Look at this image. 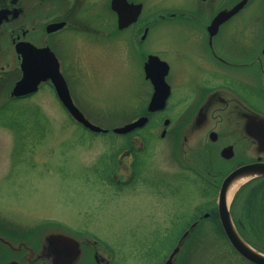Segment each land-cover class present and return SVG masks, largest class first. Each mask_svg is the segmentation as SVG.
Instances as JSON below:
<instances>
[{
	"label": "rangeland",
	"instance_id": "rangeland-1",
	"mask_svg": "<svg viewBox=\"0 0 264 264\" xmlns=\"http://www.w3.org/2000/svg\"><path fill=\"white\" fill-rule=\"evenodd\" d=\"M260 2L261 13L254 26L262 44L264 4ZM99 3L89 17L107 29L103 5ZM148 4L154 7L152 0H146ZM122 38L124 36L119 35L110 40H98L116 46L111 66L103 65L100 52L98 61L88 67L86 76L78 79L66 74L75 104L91 122L108 128L107 133L94 134L77 124L47 84L29 98L3 100L6 109L0 111V175L3 177L0 216L16 234L35 228L38 235L49 227L37 226L54 222L102 241L117 264H159L197 208H206V202L216 204L218 198L214 187L180 162V153L189 160H195V156L196 161L205 157L204 162L199 160V167H195L204 173L203 169L209 167L208 158L214 167L229 166L218 157L222 144H234L241 154L246 141L240 139L237 130L222 126L218 130L219 144L205 146L202 139H189L184 144V153L180 148L181 136L176 141L177 164L172 160L171 144L152 132L150 125L138 132L147 148L138 154L133 181L125 186L109 181L115 169L114 151L124 142V138L111 129L136 118L149 100V95L145 94L147 86L135 75L136 62L123 46ZM76 39L86 41L87 37L77 36ZM66 40L71 49L75 36L68 35ZM86 42L93 44V41ZM158 47L163 48L164 44L160 42ZM186 68L191 75L188 63ZM190 84L187 82L178 90H186ZM178 90L165 111L173 119L179 115L175 108ZM121 157L128 163L125 154ZM244 184L247 180L229 199L232 214L239 215L244 207L245 211L252 209L253 201H246L245 196L237 197L238 189ZM257 202L264 204V196ZM207 212L209 217L197 219L192 238L188 243L183 242L184 253L178 264H249L234 252L216 222L214 211ZM262 216L264 214L258 212L256 221L250 223L248 217L246 223L249 224H244L246 232L252 238L255 236L251 238L253 246L264 253Z\"/></svg>",
	"mask_w": 264,
	"mask_h": 264
},
{
	"label": "flooded vegetation",
	"instance_id": "flooded-vegetation-1",
	"mask_svg": "<svg viewBox=\"0 0 264 264\" xmlns=\"http://www.w3.org/2000/svg\"><path fill=\"white\" fill-rule=\"evenodd\" d=\"M98 1L99 5H103V21L107 29L95 24L89 17ZM112 1L0 0V111L6 109L2 103L5 99L15 101L32 96L11 95L15 83L22 75V54L18 51L21 45L28 44L52 51L67 82V75L78 79L86 76L88 67L98 61L100 52L103 54V65L111 66L115 61L116 46L98 40H110L123 35V46L133 55L132 59L136 62L135 75L146 84L145 94L149 95V100L145 109L129 121L146 117V123L120 134L124 142L114 151L115 169L109 181L121 186L133 181L138 154L147 148L138 132L150 125L152 132L171 144L172 160L177 164L179 154L176 141L181 136L182 144L189 139H202L207 146L219 144L218 130L222 126L238 131L240 139L246 141L241 154L232 143L222 144L218 149V157L228 162L229 166L214 167L208 158L209 167L203 169L205 175L201 176L195 171L199 161L195 167L186 166L214 187L216 193L232 170L246 164L264 163V149L260 150L259 140L246 132L249 116L264 118V42L259 43L260 35L254 26L261 13L260 0H246L240 9L223 19L221 16L224 11L232 9L242 0H152L154 7L146 5V0H125L130 4L125 11L127 18L134 15V5H140V12L123 27L119 26L118 14ZM68 35L75 36L71 49L67 45ZM77 36H86V41H93V44L76 39ZM160 42L164 44L163 48L158 47ZM187 63L192 69L191 75L186 68ZM153 80L162 82L160 92L164 91L166 97L161 109L151 111L149 103L155 92ZM187 82L191 83L190 88L179 91V86L183 88ZM45 84L54 90L49 80L40 83L39 88ZM177 90L179 99L175 108L179 110V115L173 119L165 111ZM198 120L202 122L198 124ZM211 133L215 134L214 139ZM227 146L233 148L228 158L221 155V150ZM121 154L128 157V163ZM123 161L126 163L123 164ZM6 163L9 165V160ZM2 178L0 175V180ZM247 190L249 192L245 194ZM250 192H253L250 200L253 201L250 206L252 209L247 208L245 211L244 207L240 209L242 212L239 215L232 214V210L230 212L239 234L253 245L252 239L255 236L252 238L246 232L245 224H249L246 223L248 217L250 223H253L258 212L264 214V204L257 202L264 196V175L250 178L247 184L239 188L237 197L245 196L247 201ZM212 207H215V203ZM204 210L201 208V211ZM193 216L192 220L195 219V213ZM1 219L2 216L0 264H117L105 243L83 231L54 224L55 229L60 231L44 235L52 226L49 222L43 224L49 227L43 235H37L35 228L25 234H16ZM186 225L179 231L159 264H165L173 248L181 242ZM51 234H61L67 240L54 243L49 240ZM190 238L192 234L189 233L183 241L188 243ZM234 252L247 263L254 264ZM183 253L179 251L173 257V264L179 263Z\"/></svg>",
	"mask_w": 264,
	"mask_h": 264
},
{
	"label": "water",
	"instance_id": "water-1",
	"mask_svg": "<svg viewBox=\"0 0 264 264\" xmlns=\"http://www.w3.org/2000/svg\"><path fill=\"white\" fill-rule=\"evenodd\" d=\"M246 0L240 1L236 4L232 9L228 11H224L221 19L229 17L232 13L240 9ZM112 5L118 14V22L119 26H126L130 21L135 19L140 12V5H134V15L131 18H127L125 11L127 5L130 6L125 0H113ZM219 18V17H218ZM18 51L22 54V62L20 65L22 75L20 79L15 83L11 95L15 97H20L24 95L31 94L37 91L40 83L49 80L53 85L56 95L58 99L61 101L63 106L66 108L70 116L78 123L83 125L85 128L92 132H107V128H103L97 124L91 122L82 112V110L75 104L72 95L69 91L67 82L63 77L59 63L53 54L52 51L46 48H38L35 46L21 45L18 47ZM152 64V63H151ZM155 85V92L152 95V98L149 103V110L154 111L157 109H161L165 103L166 94L163 91L161 93L162 82H158L153 80ZM146 117H140L133 122L126 123L121 126L114 127L112 131L117 134L127 133L132 131L137 127H141L146 123ZM202 120H198L197 123L200 124ZM246 132L248 135L253 136L259 140L260 150L264 149V118H257L255 116H249L248 121L246 123ZM212 139L215 138V134L211 133ZM182 139V138H181ZM188 141H186L187 143ZM181 141V151L184 149V144ZM186 153V152H184ZM233 153L232 146L224 147L221 150V155L223 157L228 158L229 155ZM179 154V153H178ZM180 162L184 165H195L197 164L195 160H189L185 158L182 153H180ZM256 175H264V163H251L242 165L232 170L221 182L218 191L217 198V211L218 217L223 228V231L229 240L230 244L233 248L245 259L254 263V264H264V254L258 252L256 249L251 247L238 233L230 214L229 208V200H228V190L233 182L240 179L241 182L239 185ZM238 185V186H239ZM238 188V187H237ZM236 188V189H237ZM235 189V190H236ZM208 216V213L204 215ZM196 222L191 225L190 231L187 230L181 236V239L178 245H176L170 253L169 258L165 262V264H173V257L180 251L183 239L187 236L191 230L195 227ZM50 230L45 232H41L43 235H47L50 233H56L55 231H60L55 229L54 226H49ZM49 240L54 243H62L66 239L65 236L61 234H51L49 236ZM77 252V248H76ZM11 264H15L14 262Z\"/></svg>",
	"mask_w": 264,
	"mask_h": 264
},
{
	"label": "trees",
	"instance_id": "trees-1",
	"mask_svg": "<svg viewBox=\"0 0 264 264\" xmlns=\"http://www.w3.org/2000/svg\"><path fill=\"white\" fill-rule=\"evenodd\" d=\"M246 186H247V185H246ZM246 186H245V187H246ZM252 194H253V192H250V193H249V195H248V197H247V198H248L247 201H250V200H251V198L253 197ZM206 204H207L208 206H206L207 208H205V210H206V211H209V210L214 211V214H215V217H216V220H217L216 222H217L218 225H220V224H219V220H218V218H217V213H216L215 207H214V208L212 207L214 204H213L212 202H211V203L206 202ZM211 207H212V208H211ZM198 208H199V207H198ZM191 219H193V218H191ZM185 224H186V223H185ZM185 224H184V226H185ZM184 226H183V227H184Z\"/></svg>",
	"mask_w": 264,
	"mask_h": 264
},
{
	"label": "bare ground",
	"instance_id": "bare-ground-1",
	"mask_svg": "<svg viewBox=\"0 0 264 264\" xmlns=\"http://www.w3.org/2000/svg\"><path fill=\"white\" fill-rule=\"evenodd\" d=\"M240 182H241V180L238 179V180H236L235 182H233V183L231 184V186L229 187L228 193H227V195H228V200L231 198V196L233 195L235 189L238 187V185H239Z\"/></svg>",
	"mask_w": 264,
	"mask_h": 264
}]
</instances>
